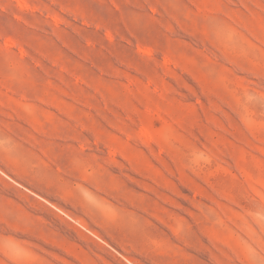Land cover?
<instances>
[{
  "label": "rangeland",
  "instance_id": "rangeland-1",
  "mask_svg": "<svg viewBox=\"0 0 264 264\" xmlns=\"http://www.w3.org/2000/svg\"><path fill=\"white\" fill-rule=\"evenodd\" d=\"M0 264H264V0H0Z\"/></svg>",
  "mask_w": 264,
  "mask_h": 264
}]
</instances>
